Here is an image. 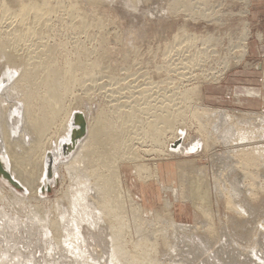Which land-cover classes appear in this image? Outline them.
Here are the masks:
<instances>
[{
  "label": "bare ground",
  "instance_id": "1",
  "mask_svg": "<svg viewBox=\"0 0 264 264\" xmlns=\"http://www.w3.org/2000/svg\"><path fill=\"white\" fill-rule=\"evenodd\" d=\"M32 1H20L21 4L20 7H18L19 9L17 10V13L25 17V14L31 10L32 16L38 18L42 16L44 12L47 13L46 2ZM158 9L160 10L161 8ZM38 18L36 19L38 20ZM29 26L31 25L28 24V28H30ZM21 28L25 29L27 26ZM27 30L30 31V29ZM32 30L34 29L32 28ZM24 33L25 32H23V34ZM243 51H245V47ZM2 56H5L7 58L6 62H9L6 66H4L5 64L2 65V67H16L15 69L19 71V77L18 79L10 80L9 78L12 76V74H10L0 80V86L3 85L2 81H7V84L2 86V89L0 87V163L3 164V167L8 168V175L16 181V183L10 182L8 178L0 172V230L2 228L3 231L1 232H4L5 229V232L7 230V233H9L7 236L9 238L6 237L7 240L5 244L8 247L5 251L4 247L0 246V248H4V254L8 252L10 256L9 251L14 249H10L11 246H13L12 243L14 241L22 242L24 245H27L24 246L27 247L25 251L21 249L23 252L14 249L17 253H14L15 255L11 253L10 258L7 256L8 253L6 254V258H12V261L9 260L10 264H40L41 259L43 260V264H71L73 261V263L76 262V264H159V253L163 256L169 255L172 258V262H174L173 260L176 261L174 264H188L189 262L190 264H210L212 261L219 264H264V246L259 248L256 245L257 242H255V245L249 243L253 240L251 235L247 234L251 231L250 229H247V233L243 232L245 233L244 236H247L248 238L250 236L251 239V241H249L247 238L249 244H245L244 246H241L239 241L231 236V232L228 233V235L230 234L229 237L222 235L221 237H218V239L212 235L215 234L213 233V230L215 231L216 227L219 226L214 224L216 226L214 227L213 221L211 222L210 219L207 218L208 209L204 205L205 200L207 201L208 197L210 199V196H208L209 185L206 182L208 174L205 173L206 167L204 164V166L202 164L194 165L196 162L195 160H198V157H209L211 160L221 157L225 160L224 168L225 166L227 167V165H231V167L229 166L230 168H227L226 173H220V175L225 174L224 176L221 177L219 173H216L218 174L217 176L214 174L215 177L213 176V180L217 182L214 183L217 186H213V184L212 186L215 188V193L217 191L216 189L224 191L222 194H225V197L221 201L228 204L230 207L229 209L232 208L233 212L236 211L237 214L244 211V209H241L237 204L243 206L246 203L249 206L254 205V198L256 197H253L254 195L252 196V193L256 188L261 191L263 190L261 195L257 194L259 198H264V172H261L263 174L262 177H258V171L256 172V168L252 166V169L249 168L250 165H260V167L264 165V108H262V111L258 112L248 109L234 110L227 107L213 106L209 103L206 104L203 102L202 104L193 105L189 109L187 108L195 119L192 134L189 133V128L185 131L183 125L178 127L167 122L170 118H174V121H176V118H179L177 116L180 114L183 118L186 109L178 110L174 108L175 111L173 114H170L171 116L165 119V123L163 122L164 124L167 122V124L163 126L159 124V127L161 128L157 126L159 128L157 134L160 135L164 134L166 129L171 130L170 136L167 137V139L165 138V141L164 139H161L164 141V144L160 150L166 154L165 156L180 155L183 158L181 159L182 165H176L178 166V170H176L174 174L170 172V177L167 179L168 182L163 176L161 166L159 165L160 163L157 164L154 170L151 169L152 171H150L149 169V171H147V167L143 164L144 162H139L140 154L135 151L136 149L129 151V153H125L126 150L124 153H121L122 151L120 152L122 149L118 150L120 145L117 147V144L119 141L123 142V140H125H121V138H124L125 136L122 137L123 134L125 135L128 132L124 130L126 133L119 132L118 134V131L122 130L121 128L123 125L119 124L121 125V128L119 127L118 131L115 129L114 126L116 125V122L113 123L112 119L113 111L111 112L112 114L110 113L111 116H106L105 114L109 112L105 110V113H102V108L100 109L102 110L101 113H99V110V112L97 111L99 113L98 115L95 113V117H90L87 114L89 112H87L86 109V112L80 109V104L78 105V102L77 104H73L70 101L73 105L68 104V107H65L66 105L64 104V106L59 104V100L63 97V95L61 96L63 88L60 89V84L62 85L61 76L65 75L66 71L61 75L60 72L56 70L51 75H47L48 78L44 82V96L46 95L50 97L55 104L54 109L57 108L56 111L58 112L59 110V112H62L61 115H63L59 120L60 124L59 127L57 126V130L53 131L52 135H44L45 128L49 127L48 124L50 125V123L49 121L43 123V120L50 114L45 111L42 114H39V116H37L38 113L37 115L34 114L35 116L32 114V88L31 86H28V82L30 81L29 70L33 69V66L31 63L25 65L24 62L18 59L13 51L7 50L5 44L0 45V57ZM45 56H47V59L50 54ZM257 64L258 63L255 65ZM73 65L74 63H70L69 70L67 71L70 77L69 80L74 79V76L71 73ZM36 66L35 71L40 68L41 64ZM77 66L80 72L84 71V74L92 70L91 63L79 64ZM3 68L0 70H3ZM8 70L9 69H7V73L9 74L10 71ZM41 72H43V70H41ZM43 76L44 73H41L38 76V79ZM67 76L65 75L64 77ZM36 94L40 97V91L36 90ZM189 95L186 96L187 99H189ZM163 107H165V105ZM89 108L90 106H88V109ZM75 110L83 113L85 133L84 136L77 140L71 155L68 158H64L60 154L62 151L60 142L68 137V133L72 128L70 122ZM170 111L172 112L173 110L170 109ZM59 112L57 114H60ZM167 112L168 111H165L164 114L163 112H157L159 113L156 114L157 117L152 116L153 118H156H152V120H154L153 124L160 118L164 120ZM52 115L53 114H51V116ZM118 116L119 115H117V117ZM55 117L56 116H54V118ZM123 119H125V117H123ZM114 121H116V118ZM151 122L152 121L150 120L149 123L151 124ZM125 127L127 128V126ZM125 127L123 129H125ZM143 130L145 129L143 128ZM135 131H137V129ZM42 135H44V138H42ZM128 136L130 135L128 134ZM218 150H221V152L219 153ZM47 151H51L53 154V163L51 167H46ZM123 160L132 164V168L139 177L138 181L140 180L144 184V182L150 180V182H156L161 186L160 189L164 193L162 197V205L160 208H152V213L148 210V212L152 214L151 218L144 217L143 213L145 214L147 209H143L142 201L137 199L136 194L132 192L129 185L124 183L125 179L122 176V170L120 168ZM179 162L180 161H178V163ZM185 163L191 165V177L194 172V177H189L190 179L188 178L191 171L189 168H186L190 170L188 173H183L186 171L184 169ZM262 168L263 167H261V169ZM60 171H62L61 181H64V175H66L65 177L68 179V184H65L66 187L63 189L64 191L62 190V197L57 196V199L54 198L55 201H51L52 203L47 206V209L41 208V210L39 204L42 205L41 207H43V203L45 204V199L43 198V195L41 196V193L43 194L49 189L50 185L56 180V173H60ZM219 172H221V169ZM175 177L179 191L177 190L178 188L176 185L174 186L172 184L175 181ZM245 178H247L246 182H244ZM243 190H248V193L238 196V193H241ZM167 191L172 193L174 198H177L175 197L177 192L180 193V196L178 195L179 197L185 198L184 200L189 198L195 210L193 223L182 222L172 215L173 211L171 212V208L173 207V202L170 197L167 196ZM261 191L258 192L261 193ZM8 194H10V196ZM24 194L28 195L27 198L30 197L34 199L35 203L33 205L29 201L32 206L28 204L27 200L22 199L21 196ZM36 194L39 196H35ZM34 197L40 199L35 200L36 198ZM259 198H257V200ZM249 199H253V203ZM48 201L49 200H47V202ZM236 202L239 203L236 204ZM206 204L208 205L210 203L207 202ZM125 205H127V207L129 206L130 209L131 219L133 220V230L135 232V237L133 236L134 238H131L132 234L130 233L129 225L127 224L129 216ZM200 213L202 215H207V217H203V219L202 217L200 218ZM237 214L235 216L238 217ZM230 217L234 218L233 215ZM241 221L237 223H240ZM245 221L246 220H244V222ZM231 222L232 221H230V223ZM233 223L235 224V222ZM222 224L223 223L220 224V228L222 227ZM241 224H244L243 221ZM238 225L239 224H237V226ZM224 226L222 227L223 229H225ZM237 226H235L236 230L239 227ZM205 229L212 233L209 234ZM13 230L18 232L21 231L20 233L25 232V239L28 238L29 241H24L22 236L23 239L19 240V233L17 234ZM239 231H242V229ZM262 232H264V230ZM243 233H241V235ZM254 234L256 235V232ZM35 235H38V238L43 239L40 240V242L43 241L42 247H44V245L46 246L45 251L48 253V257L46 255L47 258L42 257L39 259L38 257L40 256H37L36 250L33 247V249L30 247L33 243H30V240H35V244L37 243L38 238H35ZM241 235H237L238 238ZM1 236L3 237L2 234ZM234 236H236V234ZM159 237L165 239L162 240L161 245L159 244L160 242H156ZM10 241H12V243H10ZM194 241H197V244L196 242L193 244ZM40 242L38 241V243ZM13 244L16 247L17 244ZM158 244L161 246L159 249H157ZM2 245L4 244L2 243ZM36 245V248L38 249V245L41 248L42 244ZM197 246L200 247L198 248ZM12 254L14 256H12ZM38 254H40L39 251ZM49 254H51V256ZM55 254L60 256L57 258L55 257ZM0 255H3V253L0 252ZM219 255H221V258L224 261L219 260L221 259ZM6 258H4V260ZM209 258L214 260H210ZM163 260L162 261L165 263L166 260ZM169 262L170 261H168V263ZM6 263H8V261Z\"/></svg>",
  "mask_w": 264,
  "mask_h": 264
},
{
  "label": "rangeland",
  "instance_id": "2",
  "mask_svg": "<svg viewBox=\"0 0 264 264\" xmlns=\"http://www.w3.org/2000/svg\"><path fill=\"white\" fill-rule=\"evenodd\" d=\"M20 1L22 2L24 0H0V45L5 44L7 50L13 51L18 59L24 62L25 65L31 63L33 66L34 70H29L30 81L28 82V86H31L32 88L31 100L33 103V109H30H32L31 111L33 115H37L38 113L37 116H39V114H42L44 111L50 114L43 120V123L46 121H49L50 123V125L48 124L49 127L45 128L44 135L46 134V136L52 135L53 131L57 130V126L59 127L60 124L59 120L63 115H61L62 112H59V110L58 112L60 114H57V108L54 109V102L50 97L46 95L44 96V82L48 78L47 75H51L56 70L59 71L61 75L66 71L65 75L67 76L68 74L67 77H69L67 71L69 70L70 63H74L71 71L74 77L71 76L74 79H71V81L69 80L70 77H64L65 75L61 76L62 85L60 84V89L63 88V91H61V93L63 92L61 94L63 97L59 100V104L68 107V104L73 105L78 102V105L80 104V109L85 112L87 110V112H89L87 114L90 117H93L94 115L96 116V114L98 115L102 110V113H105V110L109 112L105 114L106 116H111L113 113L114 117L116 116V121H114L115 118L112 114L113 123L116 122V125L114 124L115 129L118 131L119 127L121 128V125H123L121 128L123 131L119 130L118 134L119 132H128L125 135L123 134L122 137L125 136L124 138H121V140H125H123V142L119 141L117 144V147L120 145L118 150L122 149L120 150V152L122 151L121 153H124L125 150V153H129V151L136 149L135 151L140 154L137 153L140 156L139 162H144L143 164L147 167V171H149V169L150 171L154 170L157 164L160 163L159 165L161 166V171L166 181H168L167 179L170 177V172L174 174V172L178 170V166L180 164L182 165L181 159L183 158L180 155V157L176 155L165 156L166 154L160 150L163 147L162 145L164 144V141L170 136L171 130L166 129L164 134H157L159 128H161L159 127V124L163 126L166 125L167 122H170V124L178 127L183 125V129L186 131L189 128V133L192 134L195 119L188 109L193 105L202 104V102L234 110L248 109L259 112L264 108V105L256 109L242 108L221 100L231 99L235 103L243 104L257 103L258 100H262L259 91L253 86L249 87L247 85H242L239 87V90L232 91L231 88L224 87L221 84L229 73L236 76V71L254 70L256 66L255 64L262 57V48L264 47V10L261 9L264 8V0H34L37 2H46L47 4H45L47 6V13L44 12V14L39 17L40 19L36 16L33 17L31 10L28 11L29 13L27 12L25 14V17L27 16L26 18L23 15L21 16L18 14L17 10L19 9L18 7H20ZM31 1L27 0V2ZM157 7L161 9L159 10ZM36 18H38V20ZM28 24L32 27L29 26L30 28H28ZM20 26L23 28L27 26V28L22 29ZM32 28L34 30H32ZM27 29H30L31 32ZM23 32L25 33L23 34ZM244 47L245 51H243ZM256 50L259 51L260 54L256 55ZM47 54H50V56L46 59L47 56L45 55ZM6 61L7 58L5 56L0 57V69L3 68L2 65L5 64L4 66H6L9 63ZM86 63H91L92 70L84 74V71L80 72V70H78L77 65ZM38 64H41V66L35 71V68L37 67L36 65ZM15 68L16 67L14 66H10V68L7 67L0 70V80L10 74H12L9 78L10 80L18 79L19 71ZM7 69L10 71L9 74L7 73ZM41 70H43V72H41ZM41 73H44V76L38 79V76ZM2 84V86H5L7 81H2ZM219 85H221V87H219ZM2 86H0L1 89L3 88ZM216 89L224 91L217 94ZM36 90L40 91V97L36 94ZM229 90L232 91V95L229 94ZM209 92L214 94H209ZM187 94H190L188 97L189 99L186 97L188 96ZM216 100H218V102ZM87 105L90 106L89 109ZM164 105L165 107H163ZM113 107L117 108L115 109ZM169 108L173 111L171 112ZM174 108L178 110L186 109L184 112L186 115L184 114L183 118L181 114L178 115L177 117L179 118H176V121H174V118H170L167 120L166 124H164L165 119L169 118L171 116L170 114H173L175 111ZM165 111H168V115H165L166 118H164V120L160 118L161 121L158 118L159 120H156L153 124L154 120H152V118L155 116L157 117L156 114L162 112L164 114ZM51 114L53 115L51 116ZM117 115L119 116L117 117ZM54 116L56 117L54 118ZM123 117H125V119H123ZM128 118H132L133 120H129ZM150 120L152 121L151 124L149 123ZM125 126H127V128ZM124 127L125 129H123ZM135 128L137 131H135ZM143 128L146 131L143 130ZM128 134L130 136H128ZM44 135H42V138H44ZM161 139H164V141ZM218 148L221 149L220 147ZM218 152L220 153L221 150H218ZM219 158L221 159V162ZM219 158L211 160L209 157H198V160H195L196 162L194 165H205V173L208 174L206 182L210 189V191L208 189V196H210V199L208 197V200H205L204 202L205 207L208 209V217L207 215H202L200 213V218L202 217L203 219V217H207L211 222L213 221L214 227L217 225L219 226L216 227L215 230L218 232L216 233L213 230V233L215 234H212L217 239L222 235L229 237L231 234L232 237L239 241L241 246L249 243L255 245V242H257L256 245L261 248L264 246V232H262L264 230V198H259L258 194L261 195L263 190L261 191L256 188V192L253 191L255 194L252 193V196L254 195L253 197H256L254 198L255 201L253 199L249 200L251 202L254 201V205L249 206L246 203L243 206L237 204L239 202H236V204L241 209H244V211L240 214H237L236 211L233 212L232 208L229 209L230 207L228 204L221 201L225 197V194H222L224 191L222 189V191L216 189V193L214 192L215 188L213 186L216 185L214 183L217 182L213 179L218 175L216 173H219V175L220 173L223 174V172L226 173L227 168L231 167V165L226 164L227 167L225 166L224 168L225 160L221 157ZM123 161L120 168L122 170V176L125 179L124 183L129 185L132 192L136 194V198L142 201L143 209H147L145 214L143 213L144 217L151 218L152 208H160L162 205V197L164 193L160 189L161 186L156 182H150V180H147L144 184L140 180L138 181L139 177L132 168V164L128 161ZM178 161L180 162L178 163ZM219 164L221 165V168ZM190 166V164L185 163L184 169L186 171L183 172L184 174L192 169ZM251 166L256 168V172L258 171V177H262L263 174L261 172H264V165L261 166L263 167L262 169L260 165H250L249 168H251ZM186 168L191 169L189 170ZM220 169L221 172H219ZM61 173L62 171H60V173L57 172L55 182L50 185L47 191L43 194L41 193V196L43 195V198L45 199V204L43 203V207L39 204L40 209H47V206L52 203L51 201H55L54 198L57 199V196L62 197L61 194L66 187L65 184H68V179H66V175H64V181L62 182ZM191 175L192 170L190 171L188 178L194 177V172L192 177ZM224 175L220 176L222 177ZM246 180L247 178L244 179V182H246ZM172 184L174 186L176 185L178 188L176 177ZM177 190L179 191V188ZM258 191H261V193ZM245 193H248V190H243L241 193L239 192L238 196ZM37 194L35 196L38 197L39 195ZM179 194L180 193L177 192L175 195L177 198H174L172 193H167V196H169L173 202V207L171 208V212L173 211L172 215L182 222L193 223L195 218V216H193L195 213L194 206L189 198L184 200L185 198L179 197ZM8 195L10 196V194ZM27 196L28 195L24 194L21 197L22 199L27 200L29 205H31V203L33 205L35 203L34 199L30 197L27 198ZM37 197H34L36 198L35 200L40 199H37ZM257 198L260 200L258 199V201ZM47 200L50 202H47ZM207 202L210 204L207 205ZM125 206L129 216L127 224L130 227L132 238L135 235L132 223L133 220L131 219L129 206ZM148 210H150L151 213L148 212ZM236 214L238 217L235 216ZM232 215L234 218L230 217ZM226 218L229 219V222ZM239 218L243 219L241 220L244 224H241L242 221ZM237 220L241 222L237 223L239 222ZM244 220L246 221L244 222ZM224 221H227L228 223ZM230 221L232 222L230 223ZM233 222H235L236 225ZM221 223H223L221 225L222 227L225 225V229L222 227V229L220 228ZM237 224H239V227ZM240 225L242 231H239L241 230ZM235 226L238 227L237 230L235 229ZM242 226L246 230H244ZM247 229H250L251 231L247 233ZM205 230L208 232L207 229ZM1 231H3L2 228L0 232ZM13 231L17 234L19 233V240L24 238V241H29L28 238L25 239V232L20 233L21 231ZM4 232H1L3 237L0 234V242L2 240L0 246L5 248H0V252L3 253V255H0V258L2 257L0 259V264H10L9 260L12 258H8H10L11 253H17L18 250L22 251L21 249L25 251L27 247L24 246L27 245H24L22 242L14 241L13 243L18 245L15 247L12 241H10L13 246L9 248H14L17 251L14 249L9 251L10 256L9 253L6 252V254L8 253L7 256H9L6 258L4 251L8 247L5 244L7 238H9L7 237L9 233H7V230L5 233ZM239 232H245L248 235H251V238L254 241H251L250 236L248 238L247 236H244L245 233L241 235ZM255 232L256 235L254 234ZM208 233L210 234L212 232L209 231ZM228 233L230 234L228 235ZM235 234L236 236H234ZM239 234L241 236L238 238L237 235ZM35 238H38V235H35ZM247 238L251 242L248 243ZM160 239L161 238L159 237L156 242H160L159 244L161 245L162 240L165 239ZM40 240L43 239L38 238L36 243L40 245L42 244L41 248L38 245V249L36 248L37 245L34 242L35 240H30V243H34H32V246L30 247H33L36 250L37 256H40L38 257L39 259L46 257V255L48 257V253L45 251L46 246L44 245V247H42L43 241L40 242ZM38 241L40 243H38ZM195 242L197 244V241H194L193 244H195ZM2 243L4 245H2ZM159 244L157 245V249L161 247ZM38 251L40 254H38ZM13 254L12 256L15 255ZM51 254L49 255L51 256ZM58 256L60 255L55 254V257L58 258ZM3 257L6 259L4 260ZM219 257L221 258V255H219ZM212 258L209 259L214 260ZM158 259L160 262L159 264L164 263L163 259L166 260L164 264H174V262H176L175 260L172 262V258L169 255L163 256L162 254L160 255V253L158 254ZM6 260L8 263H6ZM167 260L170 262L168 263ZM219 260L223 259L221 258ZM42 261L43 260L41 259L40 264H43ZM73 262L71 264H76V262ZM212 263L215 264L216 262L212 261ZM188 264H190V262Z\"/></svg>",
  "mask_w": 264,
  "mask_h": 264
},
{
  "label": "crops",
  "instance_id": "3",
  "mask_svg": "<svg viewBox=\"0 0 264 264\" xmlns=\"http://www.w3.org/2000/svg\"><path fill=\"white\" fill-rule=\"evenodd\" d=\"M261 10H264L262 8ZM263 55L262 57L257 61V65L255 66L254 70H242V71H236V76L232 75V73L227 74L226 77L223 80V83L221 84L224 87H229L233 90H239V87L242 85H247L249 87L253 86L257 88L259 91L262 100L257 101V103H235L231 99H221L227 103H231L232 105L242 107V108H250V109H256L264 105V47L262 48ZM256 55L260 54L259 51L256 50ZM229 76V77H228ZM228 77V78H227ZM227 78V79H226ZM226 79V80H225ZM219 85V87H221ZM213 91V90H211ZM224 90L216 89L217 94L222 93ZM232 91H228L230 95H232ZM209 94H214L209 92ZM209 100V99H208ZM210 101V100H209ZM218 102V100H216Z\"/></svg>",
  "mask_w": 264,
  "mask_h": 264
},
{
  "label": "water",
  "instance_id": "4",
  "mask_svg": "<svg viewBox=\"0 0 264 264\" xmlns=\"http://www.w3.org/2000/svg\"><path fill=\"white\" fill-rule=\"evenodd\" d=\"M78 110L74 111L73 118L71 120V130L68 133V137L63 139L61 143V155L65 158L68 157L71 153L72 150L77 142L82 136H84L85 133V121L83 117L82 112H77ZM82 113V114H81ZM48 153L46 154V167H51L53 163V154L51 151H47ZM7 169L3 167V164L0 163V172L8 178L10 182L16 183L14 179L7 173Z\"/></svg>",
  "mask_w": 264,
  "mask_h": 264
}]
</instances>
